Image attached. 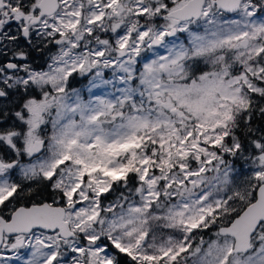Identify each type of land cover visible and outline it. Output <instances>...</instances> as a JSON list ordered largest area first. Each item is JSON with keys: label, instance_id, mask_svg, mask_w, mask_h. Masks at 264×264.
Segmentation results:
<instances>
[{"label": "snow or ice", "instance_id": "obj_1", "mask_svg": "<svg viewBox=\"0 0 264 264\" xmlns=\"http://www.w3.org/2000/svg\"><path fill=\"white\" fill-rule=\"evenodd\" d=\"M11 259L264 264V0H0Z\"/></svg>", "mask_w": 264, "mask_h": 264}, {"label": "rangeland", "instance_id": "obj_2", "mask_svg": "<svg viewBox=\"0 0 264 264\" xmlns=\"http://www.w3.org/2000/svg\"><path fill=\"white\" fill-rule=\"evenodd\" d=\"M86 83H87V81L84 80L83 83L78 84V85H76V86H77V87H83ZM5 255H7V256H14L15 253H12V252H6ZM0 264H22V261L15 260V259H11V260L0 261Z\"/></svg>", "mask_w": 264, "mask_h": 264}, {"label": "trees", "instance_id": "obj_3", "mask_svg": "<svg viewBox=\"0 0 264 264\" xmlns=\"http://www.w3.org/2000/svg\"><path fill=\"white\" fill-rule=\"evenodd\" d=\"M83 82H84V81H83ZM83 82H82V83H83Z\"/></svg>", "mask_w": 264, "mask_h": 264}]
</instances>
